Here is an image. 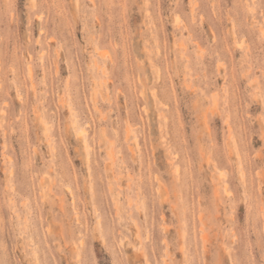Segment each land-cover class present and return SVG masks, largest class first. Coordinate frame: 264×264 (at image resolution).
I'll return each mask as SVG.
<instances>
[{
    "label": "rangeland",
    "instance_id": "obj_1",
    "mask_svg": "<svg viewBox=\"0 0 264 264\" xmlns=\"http://www.w3.org/2000/svg\"><path fill=\"white\" fill-rule=\"evenodd\" d=\"M0 264H264V0H0Z\"/></svg>",
    "mask_w": 264,
    "mask_h": 264
}]
</instances>
